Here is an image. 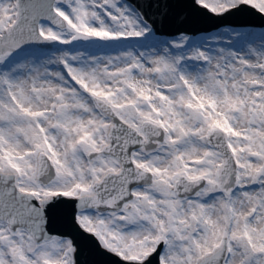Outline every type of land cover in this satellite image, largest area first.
<instances>
[{"label": "snow or ice", "instance_id": "obj_1", "mask_svg": "<svg viewBox=\"0 0 264 264\" xmlns=\"http://www.w3.org/2000/svg\"><path fill=\"white\" fill-rule=\"evenodd\" d=\"M0 264H264V0H0Z\"/></svg>", "mask_w": 264, "mask_h": 264}, {"label": "water", "instance_id": "obj_2", "mask_svg": "<svg viewBox=\"0 0 264 264\" xmlns=\"http://www.w3.org/2000/svg\"><path fill=\"white\" fill-rule=\"evenodd\" d=\"M159 26L167 33L172 32L176 28L195 27L201 30H210L207 22H198L195 24L185 23L182 18L170 17L164 20H158Z\"/></svg>", "mask_w": 264, "mask_h": 264}]
</instances>
